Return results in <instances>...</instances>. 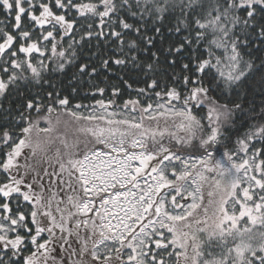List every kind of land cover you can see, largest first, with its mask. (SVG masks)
<instances>
[{
  "label": "snow or ice",
  "instance_id": "snow-or-ice-1",
  "mask_svg": "<svg viewBox=\"0 0 264 264\" xmlns=\"http://www.w3.org/2000/svg\"><path fill=\"white\" fill-rule=\"evenodd\" d=\"M0 17V264H264V0Z\"/></svg>",
  "mask_w": 264,
  "mask_h": 264
},
{
  "label": "trees",
  "instance_id": "trees-1",
  "mask_svg": "<svg viewBox=\"0 0 264 264\" xmlns=\"http://www.w3.org/2000/svg\"><path fill=\"white\" fill-rule=\"evenodd\" d=\"M0 18H2V17H0ZM70 71H71V70H70ZM67 79H68V77H64L65 82H67ZM77 99H79V97H78ZM74 102H75V101H74ZM85 102H87V101H85Z\"/></svg>",
  "mask_w": 264,
  "mask_h": 264
}]
</instances>
